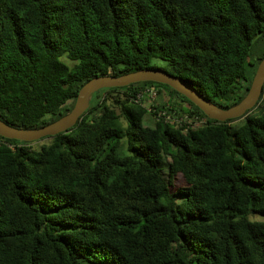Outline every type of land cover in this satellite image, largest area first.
Wrapping results in <instances>:
<instances>
[{
    "label": "trees",
    "instance_id": "obj_1",
    "mask_svg": "<svg viewBox=\"0 0 264 264\" xmlns=\"http://www.w3.org/2000/svg\"><path fill=\"white\" fill-rule=\"evenodd\" d=\"M263 54L264 0H0V120L38 128L88 79L151 67L226 108ZM146 86L203 122L144 125ZM39 140L0 136V264H264V113L218 122L144 81Z\"/></svg>",
    "mask_w": 264,
    "mask_h": 264
},
{
    "label": "water",
    "instance_id": "obj_2",
    "mask_svg": "<svg viewBox=\"0 0 264 264\" xmlns=\"http://www.w3.org/2000/svg\"><path fill=\"white\" fill-rule=\"evenodd\" d=\"M144 81L169 86L195 105L208 119L218 122L237 119L252 109L259 100L264 83V54L256 64L246 93L238 102L226 108L218 107L178 76L171 75L161 68L151 67L118 76L100 75L92 77L79 87L71 109L64 115L50 123L32 129L15 128L0 120V136L6 139L33 142L64 132L77 122L80 115L88 107L92 94L103 88L123 87Z\"/></svg>",
    "mask_w": 264,
    "mask_h": 264
},
{
    "label": "built area",
    "instance_id": "obj_3",
    "mask_svg": "<svg viewBox=\"0 0 264 264\" xmlns=\"http://www.w3.org/2000/svg\"><path fill=\"white\" fill-rule=\"evenodd\" d=\"M156 93H157V88L146 86L142 89L136 90L134 94L129 96V99L134 103L144 105L146 107L147 112L149 113L153 112L154 114L151 113L153 120L162 119L163 122L169 124H173V123L179 124V122L186 120V123L190 124V126L193 127L203 122L202 118H198L195 115L192 117H188L185 114L182 116H176L173 115V112L172 115L168 114L166 113L168 106H164L163 108L155 111L153 106H154ZM9 147L12 148L13 146L10 145Z\"/></svg>",
    "mask_w": 264,
    "mask_h": 264
},
{
    "label": "rangeland",
    "instance_id": "obj_4",
    "mask_svg": "<svg viewBox=\"0 0 264 264\" xmlns=\"http://www.w3.org/2000/svg\"><path fill=\"white\" fill-rule=\"evenodd\" d=\"M262 46H263V41L262 40H260V41H258L257 43H256V46H254V51L255 52H258V50H260V48H262ZM254 54V53H253ZM64 57L62 56L61 57V60L64 62ZM68 65L70 64V62H68L67 60L65 61ZM154 62L156 63V64H158V65H164V62L163 61H159V60H154ZM165 98V97H164ZM163 102V101H162ZM261 113H264V100L263 101H258L257 103H256V105L252 108V109H250L249 111H247L245 114H249V115H258V114H261ZM244 116V115H243ZM242 116V117H243ZM142 123L144 124V125H148V126H152L153 125V118H152V116H151V114H145L144 116H143V118H142ZM46 140H36V141H33L32 143H31V146L32 147H37L40 143H43V142H45ZM165 165V161H163L162 162V166L163 167H165L164 166ZM176 181V182H175ZM174 182V184H176L177 183V179L175 180ZM249 218L250 219H253V220H263V218L262 217H258V216H256V215H253V214H251L250 216H249Z\"/></svg>",
    "mask_w": 264,
    "mask_h": 264
}]
</instances>
